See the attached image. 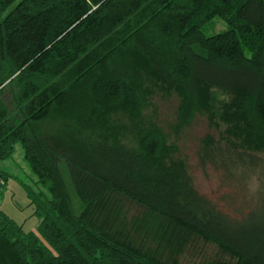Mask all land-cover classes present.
Instances as JSON below:
<instances>
[{
  "label": "trees",
  "instance_id": "trees-1",
  "mask_svg": "<svg viewBox=\"0 0 264 264\" xmlns=\"http://www.w3.org/2000/svg\"><path fill=\"white\" fill-rule=\"evenodd\" d=\"M197 115L222 125L198 165L254 176L247 208L168 141ZM16 142L46 194L25 190L35 232L0 211V264H180L197 242L203 264H264V0H0V160Z\"/></svg>",
  "mask_w": 264,
  "mask_h": 264
},
{
  "label": "rangeland",
  "instance_id": "rangeland-1",
  "mask_svg": "<svg viewBox=\"0 0 264 264\" xmlns=\"http://www.w3.org/2000/svg\"><path fill=\"white\" fill-rule=\"evenodd\" d=\"M220 28V24L216 22L214 29L218 30ZM203 32L205 34L212 33L207 28H203ZM154 101L157 104L158 114L162 122L173 123L174 109L177 102L176 97L174 95L167 98L155 97ZM164 126L168 141L172 142L174 140L173 143L177 147L176 155L185 158L193 184L199 191L217 200L227 210L237 208H242L243 210L247 208L246 201L249 200L251 192L257 188V181L254 176L248 180L247 184L236 183L233 185L229 180L225 181L221 179L222 173L220 171L212 169L209 165H205L204 167L198 165L197 149L201 139L206 133L212 134L214 138H217V131L222 129V125L217 127L218 130H214L207 126L203 115H197L187 126L180 129L177 133ZM260 156L264 158V154ZM0 171L8 174L6 181L0 186V211L21 225L24 231L35 232L40 217L36 215L34 204L30 203L25 190L28 187V189L34 192L42 191L45 194L46 190L41 185L34 183V177L23 159L22 148L18 142L14 144L11 156L0 160ZM236 185L243 192H239L234 201L229 200V198H223L231 190L235 193L236 189H238ZM70 193L73 202H78L71 190ZM214 250L212 245L197 242V244L184 252L180 264H203V262L205 263L210 259Z\"/></svg>",
  "mask_w": 264,
  "mask_h": 264
}]
</instances>
